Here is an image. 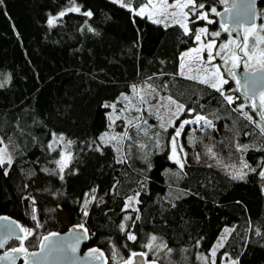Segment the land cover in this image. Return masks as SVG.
Instances as JSON below:
<instances>
[{
    "label": "trees",
    "instance_id": "obj_1",
    "mask_svg": "<svg viewBox=\"0 0 264 264\" xmlns=\"http://www.w3.org/2000/svg\"><path fill=\"white\" fill-rule=\"evenodd\" d=\"M122 2L138 9L146 0ZM196 3H203L204 10L224 8L219 0ZM89 4L88 0H0V45H8L9 28L2 15L6 10L14 22L18 16L26 20V53L32 55L29 67L15 47L0 63V146L12 160L11 165L0 166V216L32 231L24 242L28 251L36 248L41 236L60 231L59 211L69 225L87 229L84 248L101 250L106 264L123 262L132 252L146 253L145 259L156 264L213 260L222 264L223 255L239 264H264V178L259 175L264 170V134L258 126H264V120L231 78L224 85V93L235 99L229 105L212 87L179 75V56L194 45V36L184 34L179 25L161 26L131 13L125 31L108 28L109 12ZM72 7L80 12L68 11ZM87 11L93 15L82 14ZM61 12L66 14L60 17ZM259 14L264 17V0L256 4L255 16ZM50 17H57L52 26ZM213 18L206 25L209 33L221 27ZM189 20L193 31L205 24L194 14ZM225 36L221 32L216 43ZM33 71L42 82L34 91ZM134 85L143 90V104H148L144 119L146 111L154 115L161 104L169 105L168 97L184 109L168 136L151 135L153 119L143 122V132L128 128L131 138L120 157L111 145L98 142L112 111L104 105L116 103L118 109L124 95L139 102ZM241 105L243 112L234 110ZM194 116L211 121V126L185 125L179 136L186 150L180 169L169 159V138L179 120ZM60 136L72 141L63 173L57 164L59 146L53 144ZM145 143L152 148L142 155L139 148ZM238 145L246 150L237 151ZM241 161L255 171L243 169L244 179H233ZM35 179L39 184L33 187ZM131 195L139 200L135 207L139 211L124 210ZM86 201H90L87 216ZM121 224L126 231H121ZM224 227L232 231L210 257ZM127 232L136 235L135 242L127 239ZM152 236L166 247L147 250L143 245ZM17 246L19 240H13L7 248Z\"/></svg>",
    "mask_w": 264,
    "mask_h": 264
},
{
    "label": "snow or ice",
    "instance_id": "obj_2",
    "mask_svg": "<svg viewBox=\"0 0 264 264\" xmlns=\"http://www.w3.org/2000/svg\"><path fill=\"white\" fill-rule=\"evenodd\" d=\"M113 3H117L120 2L121 7H129V10L133 12L134 15H144L146 10L151 8L153 10V12L155 13L156 16L160 17L163 20H168L169 17H177L180 16L183 19L182 20H176L173 19L172 23L173 24H178L180 28L183 29L184 34L188 35L191 34L194 36V39L196 42L199 43V47L191 49L188 53H185L182 55L181 60L184 59V56H188L191 53H196L197 55L195 57H193V63L189 64L187 66L188 68V72L189 73H195L193 74H188L185 75L184 69H185V65L183 63H181L180 65V75H184L186 79H190V80H196L201 84H207L208 86L212 87L213 89H215L217 92H220V94L224 97V99L227 101V103L229 105L234 103V98L231 95H226L224 93V91H222V86L224 84H227L228 81L226 79L223 78V75L220 72V66L219 65H215L213 64V61L216 59V57H219L221 60L224 61V65L227 66L229 65V63H231V67L227 68L226 67V71L229 72V74H231L233 76V78H235V73L232 72V69L234 68H238L240 66V64L243 62L244 64V68L246 73H248L250 71V61H253L254 59H256L257 57V48L259 45H264V25H261L259 27L258 32L253 33V30L257 28V26L254 23H250L249 26L247 28H245V34L243 36V40L238 42L236 40H229L228 43L226 44H221L218 48V50L215 51V53L213 52V49H215L217 46L215 44L214 40L208 41L207 43H205L204 41H202L201 37L202 36H206L208 34V29L207 28H198L193 30H190L188 27V20H189V13L192 12L193 8H199V9H203L204 8V4L200 3L197 4L196 0H173V2L171 4L168 3V0H147V2L140 7L139 9H132L130 7V5H125L122 0H112ZM221 3L227 4L228 0H220ZM254 3L255 0H247L246 3V13L250 12L251 13V17L250 19H254L255 18V11H254ZM233 7H235V4H233ZM170 9H173V11H170ZM184 9H188V11H184ZM68 11H73V12H80V8L79 7H72L70 9H68ZM211 11L213 13L216 12L215 8H212ZM225 12H228L229 14H231V10L229 8H225ZM66 13L65 12H61L59 14L60 17H63ZM85 16L91 17L93 14L91 11H87L82 13ZM219 15V13H217ZM208 13H201L197 19L200 20H204L207 19ZM148 18L152 20L153 23H160L161 19H157L154 18V15L152 13H149ZM57 17H50L48 20V24L49 26H52L55 24ZM196 21L193 20L192 23H195ZM208 23L211 24L213 23V21L208 20ZM240 23V21H238V24ZM167 26H171V24H166ZM221 28L225 31V32H229V35L231 34L228 27L224 24H221ZM211 35L213 37H218L220 36V32H213L211 33ZM250 38L252 39V47L251 50H249V41ZM229 45H232L233 47H229ZM207 52V59L205 60L204 56L202 55L203 52ZM242 54V55H241ZM259 57L260 59L257 60V64L258 67L256 69V72H250V75L255 77L257 75V73H264V48L259 50ZM246 58V59H245ZM211 66V67H209ZM200 73H205V76H201ZM253 83H255V81H253ZM237 84H240V81H237ZM151 88V86H149ZM244 87L247 89L248 88V84L246 83L244 85ZM143 90H140L137 88V86H133V92L136 93L137 95L140 96V102L141 103H146L144 96L140 95V92ZM152 92H155V88H152ZM255 96V92H253V97ZM259 98H260V107L262 109H264V90L259 92ZM170 104H175L176 108H177V112L173 113L174 116L178 117V113L183 111L184 109V105L182 104H177L175 100H172L171 97L167 98ZM122 100L123 101H129V97L128 96H122ZM119 102V101H118ZM104 107L106 108H111L113 113H116L117 108H116V103L113 104H105ZM127 107V105H126ZM166 107V106H165ZM253 110L256 109V103H255V99H253ZM138 110V109H137ZM236 111H240L243 112V105H241L238 109H234ZM123 111V110H121ZM245 118L248 119L249 121L252 120V117L249 116L247 113H244ZM262 116V120H264V113L261 114ZM121 117L119 115H109V120L111 121L112 124H115V121L120 119ZM161 123H160V127L163 128L165 131L167 130L165 123L163 122V118L160 117ZM201 120H205L204 117L202 116H197L195 121H189V120H184L180 123L179 127L176 128L175 131V135L171 138V145H172V154L169 157L170 159L173 160V162L175 164H177V166L180 169L184 168V162H182V160L179 157V154L177 152V138L181 135V132L183 131L185 125L187 124H191V123H197ZM129 124H131V121H128ZM205 124L206 126H211V121H207L205 120ZM168 126H175L174 121L169 119L167 122ZM137 127H139L138 125H136ZM260 127V132L262 134H264V126L258 125ZM128 137V132L125 131L123 134L120 135H113L110 136L108 135V133H105L104 135H102L99 139L101 140V142H105L106 140H115L117 141V143H122V141L124 139H127ZM57 140L56 137H54V142ZM59 141H63L64 137L60 136L58 138ZM0 144H3V140L0 139ZM68 146H71L72 141H68L67 142ZM143 147V146H141ZM49 148H52V145H49ZM98 151L100 150L99 148L97 149ZM246 150V146L242 147V146H237V151H245ZM117 151H119V148H117ZM180 152H183V146H180L179 148ZM211 149H208V152L211 153ZM199 158V157H197ZM213 158L214 155H213ZM66 159L70 160L71 156L70 154H68L67 157H65L64 153H61V159L59 161H57V164L60 167V172L63 173L64 168L67 166L66 164ZM119 162H123L122 160ZM5 163L11 165L12 160L11 157L7 155V151L5 148H0V166H3ZM235 167V166H233ZM243 169H249L251 171H255V169H252L250 167V165L244 161H241V169L239 171H237V173L233 176V179H237V180H242L244 179V176L246 175V173L243 171ZM6 174V173H5ZM259 175L261 176V178H264V170H261ZM61 179H63V175H61L60 177ZM95 191V190H93ZM92 200H95V196L91 197ZM90 201H86L85 205H84V215L87 216L88 215V211H87V204ZM139 203V200L136 199L135 196L133 197H129L126 204H125V209L127 210L128 208H130L132 206V203ZM33 203H35L33 201ZM132 211H139V209L136 208H132ZM33 212H35V209H33ZM33 219L35 220L36 217L35 215H33ZM125 219H132V217L130 216H126ZM136 219H139V216L136 217ZM0 220H4V221H8V217H0ZM11 224H15V221H10ZM37 227H40L39 224H37ZM81 229H83L84 233H87V229L83 228V225L79 226ZM16 228L19 229V232L23 233V236H17L15 231H9L4 237L3 239H0V249H3L5 247V244H7L8 240L10 238H16L19 240L20 242V246L19 247H13L11 249L10 252L5 253L3 256H0V264H2V262L4 261H10L11 264H14L15 262V256L13 255L14 253H21L25 256V264H40L41 259H47V256L44 255L45 253H47L48 255L51 254L52 251L55 250V245L53 242V237H56L58 234L57 233H51L48 235H45L40 243H39V247H40V252H28L27 248L24 247V242L25 240L28 239V237L32 236L33 233L31 230L21 227L19 225H16ZM120 229L122 232L126 231V226L124 224L120 225ZM225 233H230L232 230L231 229H225L224 230ZM127 239L130 241L135 242L137 237L135 234H133L132 232H127ZM260 233L257 232V235H259ZM81 237L77 236L76 238V243L78 244L80 241ZM156 237L152 236L150 238V241L143 245L144 247L148 248L149 250H152L154 243L156 241ZM51 246V247H50ZM218 246H223V238L221 239L220 243ZM71 247V251L74 253L77 249L75 245L70 246ZM164 247H166V245H164ZM169 251H171V249H169ZM98 253L97 249H92L91 250V254H96ZM100 256L103 255V253H99ZM146 255V253H136V252H132L131 253V257L127 260L124 261V264H136L135 261V257L140 256V257H144ZM216 255V251L215 249L212 250L211 252V256L215 257ZM212 264H215V260L212 261ZM233 264H239L238 261H233Z\"/></svg>",
    "mask_w": 264,
    "mask_h": 264
},
{
    "label": "rangeland",
    "instance_id": "obj_3",
    "mask_svg": "<svg viewBox=\"0 0 264 264\" xmlns=\"http://www.w3.org/2000/svg\"><path fill=\"white\" fill-rule=\"evenodd\" d=\"M231 1L232 0H228L227 4H224V3H221L220 0V4L222 5V7L226 8V7H230L232 4H231ZM88 2L90 3L89 5H91L92 7H94L95 9H99L101 10L102 9H105L109 12V15H110V18H109V22L106 23V27H115V29H119V30H126V27H128V25L131 23V19H130V14L133 13L132 11L129 10V7H121V4L120 2H117V3H113L112 0H88ZM147 2V0H146ZM173 2V0H168V3L171 4ZM233 3V1H232ZM126 5V4H125ZM143 6V5H142ZM140 6V7H142ZM139 7V8H140ZM138 8V9H139ZM215 8V7H213ZM133 9V8H132ZM212 9V8H211ZM211 9L209 10H204V9H199V8H193L192 9V12L189 13V18H190V15H195L196 17V20H200V19H197V17L201 14V13H208V16H207V19H204L202 20L205 24L203 26H200L198 28H207V24L208 23V20H211L213 21L214 18L213 16H216L217 14V9H216V12L213 13L211 11ZM170 11H173V9H170ZM184 11H188V9H184ZM6 10L3 11L2 15H4L7 23H8V28H9V32L8 34L6 35L7 38H8V45L5 46V47H2V45H0V63L13 51L16 50L15 47H17L18 51L20 52L21 54V57L23 58V60L25 61V63L27 64V66L30 67V58L28 56H32V55H27L28 53H26V45H25V37H26V32H27V24H26V20L21 17V16H18L17 19L18 21H13L11 18H9L6 14ZM149 13H152L154 15V18H157V19H161L160 17L156 16L155 13L153 12V10L151 8L147 9L145 14L142 15V16H146V18L150 21H152L151 19L148 18V15ZM217 18V17H216ZM260 18V20H259ZM173 19H176V20H182L183 18L180 17V16H177L175 18L173 17H169L168 20H163L161 19V22L160 23H156V24H159L161 26H165L166 24H173L172 23V20ZM123 21V22H122ZM190 20H188V23H189ZM121 22V23H119ZM119 23V24H118ZM257 28L253 30V33H256L258 32L259 30V27L261 25H264V17L261 16V14L259 15H256L255 17V23H254ZM178 25V24H177ZM197 28V29H198ZM229 31H230V35H229V32H226V36H225V39L223 41H221L220 43H216L215 41V37H213L211 35V33L208 32V34L206 36H202L201 39L202 41H204L205 43H207L208 41H211V40H214L215 41V44H216V48L213 49V52L215 53L216 50H218L219 46L221 44H226L228 43L229 40H236L238 42L242 41L243 40V36L245 34V28L242 29V32H241V35L238 36L230 27L228 28ZM183 30V29H182ZM218 32H224V30L220 27L219 31ZM232 32L234 34H232ZM22 33V34H21ZM199 47V43L195 41L194 39V45L184 51L181 52L180 56H179V66H178V73L180 75V65L181 63H183L185 65V69H184V72H185V75H188V74H195V73H189L188 72V68L187 66L191 63H193V57H195L197 54L196 53H191L190 55L188 56H184V59L181 60V57L183 54L185 53H188L191 49H194V48H197ZM229 47H233L232 45H229ZM251 47H252V39L250 38V41H249V50H251ZM264 48V45H259L258 48H257V57L256 59H254L253 61H250V70H253V69H257L258 67V64H257V60L260 59L259 57V50ZM31 54V53H30ZM202 55L204 56L205 60L207 59V52H203ZM242 55V54H241ZM33 58V57H32ZM246 59V58H245ZM213 64L215 65H219L220 66V72L221 74L223 75V78L226 79L227 81L229 80V78H231L232 80H234L233 76L231 74H229L228 71H226V67L227 68H230L231 67V63H229V65L225 66L224 65V61L221 60L219 57H216V59L213 61ZM211 67V66H209ZM240 68H242L243 70H245L244 68V64L243 62L240 64L239 66ZM238 67V68H239ZM235 69V68H234ZM233 70V69H232ZM40 74H37L36 72L33 71V74L31 77L34 81V84H33V91L34 90H37L38 88L41 87L42 85V82L41 80H39L40 78ZM201 76H205L206 74L205 73H200ZM182 77H185L184 75H180ZM39 78V79H38ZM196 81V80H194ZM207 85V84H206ZM225 85V84H224ZM224 85L222 86V91H224ZM140 95H142V92H140ZM226 95H231V94H226ZM124 96H129V100H130V103L129 101H123L122 98L120 99L121 101V104L118 106V109L116 111V113H113L112 111L108 113V128L105 132H103L99 138L104 135L105 133H108L109 137L110 136H113V135H120V134H123L125 131H129L128 128H134L135 131H142L143 130V127H142V124L144 121L146 120H149V119H153L155 120L156 122V125L154 126V129L151 133V135H153V137H157L159 139V135L163 132H165L167 134V136L169 135V130L171 129L170 127L173 128V126H168L167 125V122L169 119L173 120L174 122L176 121L177 117L173 115V113H176L177 112V108H176V105L175 104H161L160 107H158L156 110L157 112L154 114V115H150L149 111H146V119H144L145 117L143 116V112L145 114V109L147 110L148 108V104H143L136 100H132L135 96H132V95H124ZM232 96V95H231ZM233 97V96H232ZM153 100V99H152ZM151 100V101H152ZM235 100V99H234ZM258 100L260 102V98L258 97ZM150 101V102H151ZM158 101V100H157ZM136 103V104H135ZM155 103V102H154ZM153 103V104H154ZM178 104V103H177ZM127 105V107H126ZM248 105L252 106V102L251 101H248ZM166 106V107H165ZM143 108V109H142ZM138 109V110H137ZM123 110V111H121ZM262 113H264V109H262ZM182 112V111H181ZM179 112L178 113V116L179 114L181 113ZM119 115L121 118L118 119V121L116 120L115 121V124H112L111 121L109 120V115ZM134 115V116H133ZM136 115H138V119L136 118ZM143 116L142 120H140V117ZM160 117L163 118V122L165 123V126L167 128V130L165 131L163 128H161L159 125L161 123V120H160ZM196 117L197 116H194L192 118V120L190 119V121H195L196 120ZM186 120L185 118L184 119H181L179 120V125L182 121ZM128 121H131V124L128 123ZM139 121V122H138ZM116 122H118V125L116 124ZM136 125H138L139 127H137ZM178 125V126H179ZM193 128H199V126H206L205 124V120H201L197 123H193ZM178 128V127H177ZM176 131V129H175ZM175 131H174V135H175ZM143 132V131H142ZM148 135V134H146ZM173 135V136H174ZM172 136V137H173ZM128 137L127 139H124L122 141V143H117V141L115 140H106L105 142H101V140L98 138V142L100 144H108V145H111L113 147V149L116 151V153L120 156V157H123V153H124V147L128 144V140L131 138L129 136V132H128ZM169 138V142H168V156L170 157L171 154H172V145H171V138ZM57 140L54 142L53 140V144L54 145H57L59 146V149H60V152L61 153H64L65 154V157L68 156V154H70L69 152V146L67 144V141L66 140H63V141H59L58 138L59 137H56ZM138 140V139H137ZM141 144H139L138 146H140ZM143 147H140L139 149L141 150L140 152L142 153V155L144 154V152H146L148 149L152 148L150 145H147L146 143L142 145ZM149 146V147H148ZM180 146H183L180 142V138L178 137L177 138V152L179 154V157L180 159L182 160V162L184 161V156H185V153H186V150L184 149L183 147V152H180L179 151V148ZM0 148H4L3 146H0ZM117 148H119V151H117ZM128 148V147H127ZM138 149V148H137ZM138 149V151H139ZM7 151V150H6ZM7 155H8V152H7ZM9 156V155H8ZM125 157V155H124ZM144 157V156H143ZM60 159H61V154H60ZM59 159V160H60ZM170 159V158H169ZM172 160V159H170ZM69 160L66 159V164L68 163ZM173 161V160H172ZM59 166V165H58ZM39 184V180L35 179L33 181V184L32 186H37ZM135 195H131L129 197H133ZM128 197V198H129ZM136 197V196H135ZM128 198L125 200V204L128 200ZM136 207V203L133 202L132 203V206L128 209H132V208H135ZM125 208V206H124ZM56 218L58 220V222L60 223V231L64 230L67 226H69V223L67 221V219L63 216V214L59 211L56 212ZM230 229V227H224L222 229V231L220 232L219 236L217 237V239L215 240V242L213 243V246H212V249H211V252L213 249H218L220 246L219 243L221 241V239L223 238V241L225 240L226 236L228 233H225V229ZM151 238V237H150ZM150 238L148 240V242L150 241ZM164 247V244L159 240V239H156L155 243H154V246H153V250H160ZM147 250H149L148 248H146ZM211 252H210V257L211 256ZM147 261V260H146ZM118 264H124V261L123 262H120ZM222 264H233V260H230L227 255H223L222 257Z\"/></svg>",
    "mask_w": 264,
    "mask_h": 264
},
{
    "label": "water",
    "instance_id": "obj_4",
    "mask_svg": "<svg viewBox=\"0 0 264 264\" xmlns=\"http://www.w3.org/2000/svg\"><path fill=\"white\" fill-rule=\"evenodd\" d=\"M233 3L230 7H227L231 10V14L225 12V8L219 10L216 14L219 25L221 24L230 27L238 36L241 35L242 29L247 28L250 23H255V18L250 19L251 13H246V3L247 0H232ZM258 0H255L254 11L256 8ZM235 4V7H233ZM238 21L240 23L238 24ZM235 73L234 81L237 86L238 92L245 98H248L253 105V99H255L256 109L254 110L258 117L262 119V110L260 107V102L258 100L259 92L264 90V73H257L255 77L250 75V72H256V69L250 70L246 73L242 68H235L232 70ZM237 81H240V84H237ZM255 81V83H253ZM248 84V88L244 87L245 84ZM253 92L255 96L253 97ZM253 109V107H252ZM0 217H8L2 215ZM10 221H15L12 218L8 217V221L0 220V239L9 232L15 231L17 236H23V233L19 232V229L16 228V225L20 224L15 221V224H11ZM84 228V227H83ZM85 229V228H84ZM51 233H57L56 237H53V242L55 245V250L51 252L50 255L45 253L47 259H41L40 264H106V258L104 254L102 256L99 253H102L101 250L97 248H84L88 242V232L84 233L83 229L79 225H69L66 229L62 231H56ZM48 233V234H51ZM45 234V235H48ZM41 236L35 249L28 252H40L39 243L41 239L45 236ZM77 236L81 237L79 243H76ZM18 240L16 238H10L5 244L3 249H0V256H3L5 253L10 252L12 248H7V245L10 241ZM72 245L76 246V251L73 253L71 251ZM19 247V246H17ZM51 247V246H50ZM92 249H97L98 253L91 254ZM15 262L14 264H25V256L21 253H14ZM136 264H156L153 262H147L145 257L137 256L134 258ZM2 264H11L10 261H4Z\"/></svg>",
    "mask_w": 264,
    "mask_h": 264
},
{
    "label": "flooded vegetation",
    "instance_id": "obj_5",
    "mask_svg": "<svg viewBox=\"0 0 264 264\" xmlns=\"http://www.w3.org/2000/svg\"><path fill=\"white\" fill-rule=\"evenodd\" d=\"M148 262V261H147Z\"/></svg>",
    "mask_w": 264,
    "mask_h": 264
}]
</instances>
